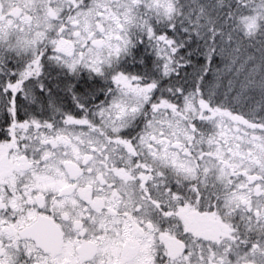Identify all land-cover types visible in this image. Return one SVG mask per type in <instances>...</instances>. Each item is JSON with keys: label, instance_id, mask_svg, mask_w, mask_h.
I'll return each instance as SVG.
<instances>
[{"label": "snow or ice", "instance_id": "6c2138e0", "mask_svg": "<svg viewBox=\"0 0 264 264\" xmlns=\"http://www.w3.org/2000/svg\"><path fill=\"white\" fill-rule=\"evenodd\" d=\"M0 264H264V0H0Z\"/></svg>", "mask_w": 264, "mask_h": 264}]
</instances>
